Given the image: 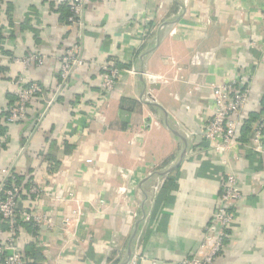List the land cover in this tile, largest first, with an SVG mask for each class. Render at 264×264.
Returning a JSON list of instances; mask_svg holds the SVG:
<instances>
[{"label":"crops","instance_id":"0c3cea01","mask_svg":"<svg viewBox=\"0 0 264 264\" xmlns=\"http://www.w3.org/2000/svg\"><path fill=\"white\" fill-rule=\"evenodd\" d=\"M71 1L0 0V113L15 103L19 78L43 87L0 140V174L12 166L44 189L39 201L20 199L21 210L45 217L40 243L21 227L23 250L33 242L37 264H121L147 194L137 262L182 264L206 253L232 172L241 198L215 264H264V153L251 147L264 109V0H88L85 65L60 89L59 57L79 30L66 21ZM37 53L43 64L24 63ZM105 63L121 69L109 96ZM238 72L251 94L236 145L218 152L199 133L215 87Z\"/></svg>","mask_w":264,"mask_h":264},{"label":"built area","instance_id":"2783aa9c","mask_svg":"<svg viewBox=\"0 0 264 264\" xmlns=\"http://www.w3.org/2000/svg\"><path fill=\"white\" fill-rule=\"evenodd\" d=\"M88 0H72L70 4L71 14L68 18L70 26L79 27L75 36V41L69 45L61 54L60 62V83L58 88H63L72 77L76 68L84 66L81 39L82 29L85 27L83 11ZM185 3L188 0H184ZM145 37H147L145 35ZM146 39V38H145ZM34 57L24 59V63L31 58H38V62L43 64V55L34 54ZM128 72H136L131 68L125 69ZM121 69L110 63L102 65V92L104 96H109L119 78ZM16 101L7 108V124H13L27 118L31 102L36 96H41L43 87L38 82H25L19 78L16 81ZM251 94L249 76L244 72H238L228 82L216 86L214 91V108L211 117L203 124L199 133L200 139L209 143V146L218 152L225 153L236 145V133L242 123L243 111ZM56 97V95H55ZM55 99L54 97L52 100ZM51 100H48V104ZM251 147L254 151L264 153V109L258 119L252 133ZM14 167L5 166L0 174V223H6L8 229L5 237L0 235V264H25L26 259L23 248L18 241L21 226L18 220L32 222L35 233L32 239L40 243V233L42 220L45 217L33 214L32 210L19 207L21 185L16 181ZM43 188L38 182L32 181L29 193L33 198L41 200ZM241 198V190L237 176L229 172L224 181L211 222L206 227V243L208 249L204 254L194 255L184 259L182 264H215L216 259L222 254L230 236V227L237 217V202ZM72 200V198L70 199ZM50 221L51 218L46 219ZM45 220V221H46ZM71 217L65 218V229L71 222ZM136 247L128 264H138L139 260V238H136ZM141 257V256H140Z\"/></svg>","mask_w":264,"mask_h":264},{"label":"trees","instance_id":"16d2710c","mask_svg":"<svg viewBox=\"0 0 264 264\" xmlns=\"http://www.w3.org/2000/svg\"><path fill=\"white\" fill-rule=\"evenodd\" d=\"M68 9H70V6H68ZM70 14H71V11L68 10V16L66 18V21L68 20ZM1 41H2V36L0 34V43H1ZM0 69L4 70L5 68L3 66H0ZM6 117H7V112H3V113L1 112L0 113V140L3 138V136L6 137V134H7V128H8L7 125L8 124L6 122ZM15 176H16L17 183L19 185H21L20 197H26L27 195L33 197V194L29 193L30 185H31V182L33 181V178H34L33 175L32 176H26L24 174L19 175L18 173L15 172ZM17 222H18L19 226L27 229V231L30 234L35 233V228H33L32 222L21 221L20 219ZM1 228L7 230L8 225L6 223H2ZM140 243H141V240H140ZM23 251H24V255H25V259H26L25 264H37L36 258L40 256V254L38 253L39 248H37L33 242L27 243L25 245Z\"/></svg>","mask_w":264,"mask_h":264},{"label":"water","instance_id":"95a60500","mask_svg":"<svg viewBox=\"0 0 264 264\" xmlns=\"http://www.w3.org/2000/svg\"><path fill=\"white\" fill-rule=\"evenodd\" d=\"M166 113V112H165ZM174 133H176V135L178 136H182L176 129H173ZM184 138V137H183ZM185 139V138H184ZM147 194L145 195V199H144V202H143V215L141 218H139L136 222V225H135V229H134V233L132 234L131 236V240L129 242V247H128V250H127V254H126V258L124 259V261L121 263V264H128L131 257H132V254H133V245H134V240L137 236V233H138V229H139V225L140 223L145 219L146 217V201H147Z\"/></svg>","mask_w":264,"mask_h":264}]
</instances>
